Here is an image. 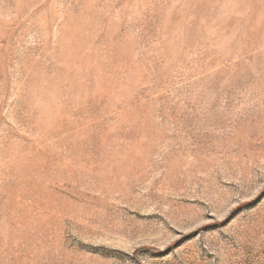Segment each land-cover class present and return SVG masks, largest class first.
<instances>
[{"label":"rangeland","instance_id":"1","mask_svg":"<svg viewBox=\"0 0 264 264\" xmlns=\"http://www.w3.org/2000/svg\"><path fill=\"white\" fill-rule=\"evenodd\" d=\"M0 264H264V0H0Z\"/></svg>","mask_w":264,"mask_h":264}]
</instances>
